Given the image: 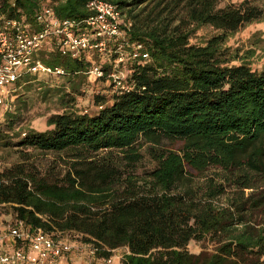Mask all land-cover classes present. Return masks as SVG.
<instances>
[{
    "label": "trees",
    "instance_id": "trees-1",
    "mask_svg": "<svg viewBox=\"0 0 264 264\" xmlns=\"http://www.w3.org/2000/svg\"><path fill=\"white\" fill-rule=\"evenodd\" d=\"M44 1L60 19L91 14L87 0H1L0 13L31 20ZM108 1L149 59L130 63L133 89L95 113L64 110L47 118L49 128L26 131L18 145L65 153L71 165L60 178L25 160L0 171V207L12 215L0 223L75 232L97 245V258L124 247L120 264H264V66L226 45L261 9L246 0ZM203 25L216 33L190 43ZM43 61L70 77L93 63L59 50ZM162 139L171 148H159ZM142 143L155 166L138 175ZM191 241L203 249L190 251Z\"/></svg>",
    "mask_w": 264,
    "mask_h": 264
},
{
    "label": "built area",
    "instance_id": "built-area-1",
    "mask_svg": "<svg viewBox=\"0 0 264 264\" xmlns=\"http://www.w3.org/2000/svg\"><path fill=\"white\" fill-rule=\"evenodd\" d=\"M85 7L91 14L81 20L58 18L46 1L31 20L0 13V125L15 113L28 82L73 75L62 66L43 61V53L50 51L59 50L70 58L92 61L83 74L107 79L113 95L133 89L128 79V65L146 62L148 51L142 43L127 38L122 28L124 14L117 4L108 0H87ZM90 54L102 61L94 62ZM102 106L98 105L97 109ZM9 238L19 246L12 251H0V264H57V260L75 246L65 242L60 234L53 236L40 227L30 228L21 219L0 223V241ZM24 245L34 254H29ZM78 245L86 247L91 256L99 250L93 242L80 240ZM111 262V256L98 259V264Z\"/></svg>",
    "mask_w": 264,
    "mask_h": 264
},
{
    "label": "rangeland",
    "instance_id": "rangeland-1",
    "mask_svg": "<svg viewBox=\"0 0 264 264\" xmlns=\"http://www.w3.org/2000/svg\"><path fill=\"white\" fill-rule=\"evenodd\" d=\"M242 1L244 0H217L219 6L232 3L238 5ZM246 1L261 9V17L241 26L233 35L229 36L226 45L240 55L241 59H244L252 68L260 69L264 66V0ZM215 33L214 28L203 25L193 32L189 41L192 44H204ZM89 58L94 62L102 61L93 54H90ZM238 62L232 61L231 63ZM112 95L107 79H94L82 74L69 78H43L30 83L24 88L13 116L7 117L6 121L0 125V171L25 160L26 164L41 174L48 172L50 176L63 177L62 175L71 165L68 155L20 146L18 145L19 141L30 128L37 131L49 128L47 118L54 113L73 110L92 114L98 110L97 107L102 101L105 104L110 103ZM97 96L102 99L96 101ZM148 146L149 143H142L139 146L143 158L137 163L135 173L138 175H145L155 166L148 154ZM159 148H171L170 141L162 139ZM208 172H213V170L210 169ZM10 211L11 209L7 205L0 207V218L12 221ZM66 235L73 240L80 241L82 239L75 232L60 234V236ZM203 245V242L191 241L188 244V249L198 252L203 249ZM209 247L211 246L209 245ZM123 249L124 247L117 248L113 253L121 254ZM117 262L118 259L115 258L112 264H117Z\"/></svg>",
    "mask_w": 264,
    "mask_h": 264
},
{
    "label": "crops",
    "instance_id": "crops-1",
    "mask_svg": "<svg viewBox=\"0 0 264 264\" xmlns=\"http://www.w3.org/2000/svg\"><path fill=\"white\" fill-rule=\"evenodd\" d=\"M62 239L65 242L75 244V246L72 248L71 251L65 252L58 260L57 264H98V259L96 256H91L86 247L84 246H79L77 240H73L70 238L68 235L62 236ZM18 244L14 242L13 239H3L0 241V251H12L15 249ZM24 248L27 250L29 254H34V252L29 248L28 245H24ZM117 249V248H116ZM112 250V262L113 263L114 259L117 258L118 262L117 264H120V260L122 255L127 252V249L124 248L122 251L123 253L121 254H114L115 250Z\"/></svg>",
    "mask_w": 264,
    "mask_h": 264
}]
</instances>
